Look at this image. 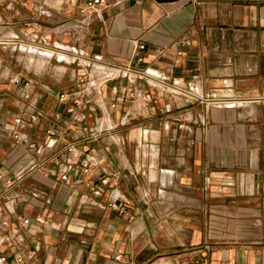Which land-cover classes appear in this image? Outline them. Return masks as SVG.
<instances>
[{
  "label": "crops",
  "instance_id": "0c3cea01",
  "mask_svg": "<svg viewBox=\"0 0 264 264\" xmlns=\"http://www.w3.org/2000/svg\"><path fill=\"white\" fill-rule=\"evenodd\" d=\"M91 1L0 0V204L13 226L33 222L2 250L21 264H264V0ZM99 56L159 76L102 83ZM19 116L37 149L12 137Z\"/></svg>",
  "mask_w": 264,
  "mask_h": 264
},
{
  "label": "built area",
  "instance_id": "2783aa9c",
  "mask_svg": "<svg viewBox=\"0 0 264 264\" xmlns=\"http://www.w3.org/2000/svg\"><path fill=\"white\" fill-rule=\"evenodd\" d=\"M105 0H93L88 3V9L91 10H96L97 7L100 5L105 4ZM122 1L119 0V3ZM48 39V37H47ZM145 45H139L137 52H136V61L139 64H142L144 62V57L142 55V52L145 50ZM158 53L161 54L162 50L158 49ZM97 64H98V70L101 71V75L98 76L100 77L99 79L101 80L102 83H107L110 80H114L117 77H120L122 74L125 76L127 75H140V74H147L151 75L152 77H158L159 73L156 70L152 69H147L146 71L139 72L137 71L132 64L129 63H124V62H117V61H110L108 63L104 62V59L102 56H99L97 59ZM106 69V70H105ZM112 70V72L107 73L106 71ZM94 75L90 74L89 75V82L93 80ZM16 82H20V80H16ZM94 82V80H93ZM160 83H163V81H160ZM90 90H93V86L89 84L88 87H86L84 90H79L77 93H75L74 98H73V104L69 108V113L72 115V119L76 122H82L84 119V109L86 108V101H85V93H88ZM113 91L117 92L118 87L114 86ZM67 96L63 95L61 96V99H66ZM143 103L142 104H147L152 101V97L150 94H145L143 97ZM126 100V96H116L113 99L112 102V107H116L117 103L123 102ZM28 116L32 120H36L38 118V112L36 111L35 108H29L27 112ZM23 124V117L19 116L15 119V127L12 132V137L19 143L20 145H23L24 147L28 149H37L36 143L30 141L29 137L26 134H23L20 130L19 127ZM0 128H4V125L2 121L0 120ZM48 134H54L52 129H49L47 131ZM97 165L98 163H94L91 160L87 159L82 162V169L84 172H89L91 170V165ZM63 180L67 179V174L62 175L61 177ZM0 179H2V175L0 174ZM103 184L108 183V179L104 178L102 180ZM111 205H114L111 203ZM35 223L43 226H48L49 221L41 216H38L34 219ZM32 220L29 218H23L20 222V226L22 227H27L32 224ZM20 226H13L10 222V220L6 217L5 212L3 207L0 204V237H3L2 233L6 232L5 238L7 240L10 239V233L15 234V238L12 241V246H16V244H19L23 241V236L20 233ZM24 261V257L21 254H13L12 256H9L6 254L0 245V264H21Z\"/></svg>",
  "mask_w": 264,
  "mask_h": 264
},
{
  "label": "bare ground",
  "instance_id": "6f19581e",
  "mask_svg": "<svg viewBox=\"0 0 264 264\" xmlns=\"http://www.w3.org/2000/svg\"><path fill=\"white\" fill-rule=\"evenodd\" d=\"M24 50V49H23ZM48 55H49V53H48ZM48 57V56H47ZM50 57V56H49ZM48 61V60H47ZM45 63V62H44ZM46 64V63H45ZM41 70V69H40Z\"/></svg>",
  "mask_w": 264,
  "mask_h": 264
}]
</instances>
